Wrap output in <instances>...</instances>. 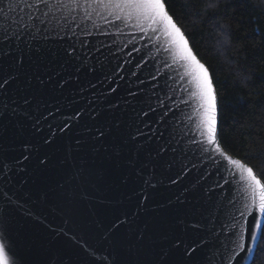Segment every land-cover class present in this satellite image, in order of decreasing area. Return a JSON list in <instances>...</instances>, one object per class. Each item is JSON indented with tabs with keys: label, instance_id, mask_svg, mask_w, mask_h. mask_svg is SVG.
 <instances>
[{
	"label": "water",
	"instance_id": "1",
	"mask_svg": "<svg viewBox=\"0 0 264 264\" xmlns=\"http://www.w3.org/2000/svg\"><path fill=\"white\" fill-rule=\"evenodd\" d=\"M93 21L98 28L87 39L100 49L105 67L82 76L84 91L70 83L58 92L55 81L40 89L36 77L46 79L60 63L48 51L33 52L22 66L12 57L0 62V75L9 80L0 93L7 105L0 110V245L9 264H250L262 231L251 240L253 216L264 214L245 208L250 200L230 163L237 158L219 142L218 100L217 142L208 145L195 130L196 103L188 101L176 73L163 67L167 56L158 38L119 22ZM26 93L35 97L28 109L20 106ZM41 99L47 107L35 110ZM149 105L155 111L141 123L137 113ZM93 109L96 119L89 115ZM116 121L120 130L113 129L103 145L93 141L98 125ZM166 124L191 152L173 157L168 151L154 161L153 187L138 174L144 153L135 157L136 143L147 137L122 145L118 159L111 145L121 143L129 125L159 135ZM166 162L173 164L170 170ZM80 169L79 183L69 182Z\"/></svg>",
	"mask_w": 264,
	"mask_h": 264
},
{
	"label": "snow or ice",
	"instance_id": "2",
	"mask_svg": "<svg viewBox=\"0 0 264 264\" xmlns=\"http://www.w3.org/2000/svg\"><path fill=\"white\" fill-rule=\"evenodd\" d=\"M93 18L109 23L113 27L117 26L113 21L124 24L125 27H136L141 32L151 33L158 38L159 50L167 56V59L163 61V67L176 73L182 85L181 90L188 95V101L196 103L195 130L202 139H206L208 145H215L217 142V96L213 80L208 68L194 54L181 28L169 15L164 0H0V62L6 57H12L22 66L25 57H30L33 52L48 51L52 59L59 60L60 63L58 71L47 76L46 79L36 77L40 89L43 90L46 85L55 81L53 87L58 92L62 93L70 83L75 84L80 91H84L85 89L81 87L82 76L102 71L105 67L104 61L97 58L100 49L95 48L87 39L92 34V29L98 28ZM52 42H55L57 47L47 48V45ZM8 83L9 80L0 75V93L5 91ZM185 84L187 86H183ZM89 86L94 87V85ZM34 99L32 94H23L20 106L28 109L33 105ZM13 105V111H16L15 101ZM163 106L161 101V107ZM42 107H47V102L41 99L36 102L35 110ZM5 108L7 105L0 103V110ZM152 111L155 109L151 105L148 112L140 109L137 115L141 117V123L143 118ZM80 114L77 113V115ZM89 115L92 119H96L99 113L93 109ZM164 119L165 117L162 116L157 123H163ZM147 127L145 124L144 128L147 129ZM171 128V124H166L164 131H160L159 135L156 134L155 129L150 135L146 130H141L139 127L132 128L129 125L121 143L111 145L112 157L118 159L121 156L122 145L130 141L136 143L138 137H147L145 141L136 143L135 157L138 158L139 153H144L145 159L140 164L138 174L145 175L144 184L155 187L152 181L155 179L158 165L154 161H158L168 151L173 154V157L178 151L183 156H188L191 152V147L183 148V137L178 138L174 132L170 131ZM113 129L120 130V121L114 124L109 122L107 126L98 125L94 130L96 134L92 137L93 141H99L103 145L104 138ZM166 131L168 138L165 140L163 138ZM153 137L156 139L155 144H151ZM191 143L198 145L200 142L193 140ZM197 151H200L199 147ZM203 151L208 154V149ZM215 151L220 152L219 146L215 148ZM191 154L195 155V153ZM134 162V160L130 161V163ZM230 163L239 169V175L244 184V194L246 199L250 200V203L245 205L246 210L250 212L255 207L259 213L264 214V181L254 174L252 167L246 166L239 159L231 160ZM172 166L171 162H166L164 165L165 170H170ZM83 172L84 169L74 172L69 176V182L75 180L79 183ZM253 219L255 224L250 228V236L252 241H256L257 230L264 229V219L256 215ZM232 227L235 228L236 225L233 224ZM240 227L243 229V225ZM239 235L242 240V231ZM238 247L244 248V245L239 244ZM247 250L252 251L251 245ZM0 264H9L4 245H0Z\"/></svg>",
	"mask_w": 264,
	"mask_h": 264
},
{
	"label": "trees",
	"instance_id": "3",
	"mask_svg": "<svg viewBox=\"0 0 264 264\" xmlns=\"http://www.w3.org/2000/svg\"><path fill=\"white\" fill-rule=\"evenodd\" d=\"M164 2L213 80L221 147L264 181V0ZM250 264H264V229Z\"/></svg>",
	"mask_w": 264,
	"mask_h": 264
},
{
	"label": "clouds",
	"instance_id": "4",
	"mask_svg": "<svg viewBox=\"0 0 264 264\" xmlns=\"http://www.w3.org/2000/svg\"><path fill=\"white\" fill-rule=\"evenodd\" d=\"M219 35H220V38L223 41V43H225V44L230 43L229 37L227 36L226 33H219ZM242 83H243V81H242Z\"/></svg>",
	"mask_w": 264,
	"mask_h": 264
}]
</instances>
